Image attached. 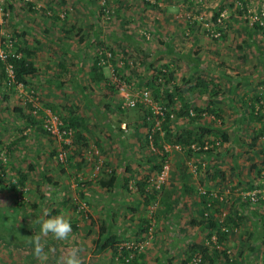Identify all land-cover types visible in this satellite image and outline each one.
Masks as SVG:
<instances>
[{
  "label": "rangeland",
  "instance_id": "rangeland-1",
  "mask_svg": "<svg viewBox=\"0 0 264 264\" xmlns=\"http://www.w3.org/2000/svg\"><path fill=\"white\" fill-rule=\"evenodd\" d=\"M109 6L114 10L110 18L100 0H0V44L10 52L30 50L36 63L27 85L12 86L0 76V156L9 175L18 176V170L34 167L28 173L26 186L15 192L0 189V230L4 229L0 233H5V240L15 241L8 229L17 216L23 224L19 235L27 239L28 247L34 246L29 243V230L36 228L35 234H40V217L49 218L47 212L33 208L41 194L46 197L45 206H58V202L66 200L80 219L90 220L92 208L80 190L89 182H98L104 174L119 171L120 162L123 167L130 165L137 174L129 183L132 190L146 176V188L154 195L170 185L179 158L183 160L181 164H186L185 172L194 176L192 181L198 180L201 186L202 176L214 171L220 190L231 186V195L223 202L225 211L234 206V194H239L248 206L253 203L246 194L264 188V133L255 140L264 130V108L256 103L257 97H264V0H246V4L243 0H123ZM216 12L222 13L224 36L212 35L211 30L219 26L214 25ZM160 30L162 35L157 33ZM20 51L19 56L23 53ZM99 54L103 56L102 80L93 70ZM74 61L75 65L70 64ZM145 90L158 104L169 103L167 93H173V130L186 125L198 130L201 124L212 130L201 138L202 144L208 143V149L191 150L190 156L186 149L167 153L171 167L163 182L159 174L165 163L164 150L157 144L151 147L149 124L146 126L143 119L149 108H131L124 96H138ZM210 99L217 100L213 106L216 114L207 112L196 124L178 114L183 103L204 108ZM51 106L60 117L80 116L84 125L79 130L87 134V142L76 136L64 164L57 158L64 144L27 120L31 112L37 118L54 113ZM133 123L138 124L136 129ZM257 143L263 145L259 147ZM148 158L155 159L157 167L145 164ZM99 161L103 162L100 170ZM192 164L199 165L197 171ZM51 176L67 185L69 192L64 195L61 186H53ZM173 180L176 184L180 179ZM78 186L82 189L77 190ZM235 190L240 191L234 193ZM10 198L16 211L4 202ZM257 204H262L264 210V202ZM158 205L154 200L150 213L155 214ZM227 215H223L221 223ZM152 223L141 236L118 244L131 239L142 241L147 249L157 238L155 220ZM253 223V227L257 224L254 228L261 234L263 244L258 249L253 246V252L257 249L261 256L252 259L251 264H264V218L261 227ZM68 241H59L58 245ZM0 248L5 250L2 243ZM31 250L24 254L31 256ZM5 260L8 264H24L18 256ZM41 260L34 256L27 261L41 264Z\"/></svg>",
  "mask_w": 264,
  "mask_h": 264
},
{
  "label": "crops",
  "instance_id": "crops-1",
  "mask_svg": "<svg viewBox=\"0 0 264 264\" xmlns=\"http://www.w3.org/2000/svg\"><path fill=\"white\" fill-rule=\"evenodd\" d=\"M157 33L162 35L161 30L157 31ZM70 64L75 65V61ZM137 126L138 124L133 123L134 129ZM84 131L82 130L83 135L87 136ZM260 145L263 144L257 143V146L260 147ZM105 157L108 161L111 160L110 157ZM148 160L149 163H144L149 167H157L155 159L148 158ZM128 161H131V159L126 160V162ZM181 162L179 158L174 165L171 177L172 184L170 183V185L164 187L160 192L156 191L159 193L155 195L152 192H146L148 189L145 184L146 176L132 190L129 183H131V180H134V175L137 174H134L130 165L123 167L121 162L117 164V166H121L119 171L116 170L114 172V181H110L109 175L104 174L98 182L87 183V186L83 190H80V192L84 198L89 199L92 208V218L90 220L80 219L74 210L75 207L68 201L66 202V200H63L62 203L58 202V206L57 204L54 206H45L44 201L46 197L44 194H41L40 201L36 205L34 204L33 208H39L41 213L47 212L46 215L49 218L61 214L65 215L70 219L72 224V234H76L72 240L69 238V241L62 245H58L59 241L53 236H47L48 239L45 240V252H48V256L46 258L41 257V264H57V259L61 254L65 253L72 246L82 248L85 264H183L198 249H201L202 252L206 251L208 258L205 259V264H251L252 259H255V257L258 258L259 250L257 249L263 244L260 242L261 234H259L257 228L256 230L254 228L257 224L255 223L253 227V222H258L259 227L262 226L261 224L264 218L262 204L253 203L247 206L239 194H234L236 201L234 206H231V209L227 208L225 211V203L218 202L213 210H209L211 208L207 207L201 191L207 189L216 192V194L220 195L221 200L222 197L225 196V199L231 195V186L227 185L228 188L223 187L220 190V186L216 183L218 175L214 171L202 176L203 186H201L198 180L197 182L192 181L194 176L191 172H189L191 175L185 172L186 164L184 166ZM80 166L78 163L77 168H80ZM21 170L25 169L23 168ZM249 170L252 171V167ZM64 171L62 170L60 172ZM173 178L180 180H175V184ZM249 178L251 180V176ZM51 180L53 186H61L64 195L65 192H69L67 185L64 183L61 184V182L56 181L52 176ZM256 180L254 179V181ZM241 182L243 183V181ZM79 188L81 186H78L77 190ZM237 191L240 190L233 192L236 193ZM154 200H157L159 205L155 214H152L149 208ZM4 202L5 204H9L8 207L10 206L11 209L17 210V206L12 204L11 198ZM221 209L225 211L224 214ZM223 215H227V220L229 219L231 221L232 224L226 223V227L230 228L231 231L225 232L222 229V239L220 238L221 234H218L220 244V248H218L215 244L214 237L217 236L215 234L217 232L216 229ZM16 217L11 223L12 227L8 229L12 232L15 241L12 242L10 240V244L3 243L4 241L2 239L5 233H0V243L3 244V249H5L4 251L0 250V255L4 257L0 259V264L1 262L8 264L5 260L8 256H18L21 263L24 264H28L27 260L29 257L34 258L35 256L37 258L34 252V246L28 247L27 239H23L19 235L22 231L23 224L18 222V217ZM40 218L39 223L42 221V217ZM153 220H155L158 229L156 233L157 238L152 240L153 242H151L142 254H139V256H136L130 262H125L123 257L119 256V241L130 237L141 236L146 232L149 223H152ZM2 230L4 229L0 231ZM36 232V228L30 229L28 239L31 238L32 240L37 236L35 234ZM8 235L7 237H9ZM248 239L251 241L250 243ZM253 246L257 248L254 252ZM29 248L33 250L30 253L31 256L27 257L24 253H27ZM14 250L18 251V253L13 252ZM227 252L231 254L229 255Z\"/></svg>",
  "mask_w": 264,
  "mask_h": 264
},
{
  "label": "trees",
  "instance_id": "trees-1",
  "mask_svg": "<svg viewBox=\"0 0 264 264\" xmlns=\"http://www.w3.org/2000/svg\"><path fill=\"white\" fill-rule=\"evenodd\" d=\"M243 1L246 4V0H243ZM221 14L219 12H216V14L214 16V25L215 26L219 25L217 28L215 27V30L218 31L220 29L219 30L220 36H224L223 32L221 31V29H222V26H220L221 23L218 20L221 17ZM190 21L192 22V20H190ZM257 26L260 27L259 24H257ZM262 29H263V27H262ZM13 46H14V44H13ZM15 47L17 48L16 45H15ZM21 50L23 51V53L21 54V56H19L20 53H17V52L20 50H18V51L14 50L13 52H10V49H6L5 47L3 48L2 44H0V76H1V78L7 79L8 84L12 85V86H17V85H22V84H23V86L27 85L29 83L28 77L30 75L34 74L36 71V63H35V60L33 59V57H34L33 52H31L30 50L27 51V49H21ZM22 51H20V52H22ZM100 58L103 59L102 54L98 55V59L93 66V70L95 71L96 74H98L100 76L99 78L101 79V77H103V73H102V66L100 65V63H101L100 61L102 59L100 60ZM11 65H12V69H13V76H11L10 72H9V67ZM166 67H168V66H166ZM104 80L106 81V78H104ZM168 93H169V91H168ZM168 93H167V97H168L169 103H167V104L162 103V105L166 106V109H167V112H166L167 116L163 122V129H164L163 131L164 132L163 133L161 131L155 132L154 143H155V145L157 144L161 150H163L164 144L165 145L166 144H181V145L186 147V151H187L186 153H189L188 156H190V155H192V152L189 149V145L193 141L194 142L198 141L200 144H202L201 138L202 139L206 138V136L208 134H211L210 131H212V130H210V127L203 126V125L198 130H196L195 128H192V127L190 128V126H188V125H186L182 128H179L177 130H173L170 127L171 126L170 124L172 121V114H173L172 109H171V106H172L171 103L175 102V97H174V95H172L173 93L171 95H170V93L169 94ZM216 103H217V100L210 99L209 105L207 107H204V108H202V107H200V108L199 107H190V105H188L187 103H185V104L183 103L181 108H180L181 112H179L178 114L180 116L186 117L188 122L192 123V121H194L193 123L196 124L198 122V119H201L203 117V115L206 114L207 112L216 114L215 107H213L214 104H216ZM256 103H259V106L261 108H264V97H261V96L257 97ZM192 109H194L195 111ZM51 110L56 115H58V112H57L55 107L51 106ZM253 110L255 111V104L253 106ZM191 112H194V115H192ZM33 114L34 113H32V112L30 114H27V120L30 123L37 126V129L41 130L42 132L46 133L49 136L56 138L51 132H49L48 130L45 129L44 118H37ZM147 114H149L148 111L143 115V117H144L143 119L146 120V122H147V123L145 122L146 126H148V124H149V122L146 119ZM61 118L63 119L65 125L68 128L74 129V132H75L72 145H69L64 141L58 140L59 142L64 144L61 149H66L68 151V154H69V149L74 146V143L76 144V141H75V140H77V139H75L76 136L79 140H84L86 142L88 141V139L86 136L83 135L84 133L79 130L80 127H82V125H84L80 116L76 115V116H72V117H68V118L61 116ZM78 133H79V136H78ZM262 133H264V130H261L260 132H258V134L255 136V140H257L259 138L258 136L261 135ZM223 137H224L225 141L228 140V136L226 134H224ZM148 138H149V135H148ZM146 141H147V135H146ZM86 142H84V143H86ZM79 148H81V147L79 146ZM1 149H2V147H0V150ZM78 151H80V149H78L77 152ZM59 153L60 152H58L57 158H58L59 162L64 164V162L60 161V159H59ZM68 160H69V157H68ZM32 169H34V167L30 166L28 170H18L17 171L18 176H14L12 174L9 175L8 168L5 166V163L0 159V189L8 188L10 192L11 191L12 192L18 191L23 186H26V182L28 180V173ZM8 175L10 176V178H8ZM15 177H17V179ZM7 178L9 179V182H8ZM13 178L16 179V181L13 182V180H12ZM109 178H110V181H114L115 180V173L112 172L111 174H109ZM147 191L149 192L148 189L146 190V192ZM224 197H223V200H220L219 194H218V197H213L212 198L213 206L209 207V208H211L209 210H213L218 202H221V203L224 202ZM261 202H264V200H261ZM252 203H257V202H252ZM213 220L217 222V220H215L214 218H213ZM226 223H228L227 218L224 220V222H222V223L220 222V224L218 223V230L217 231H218V233L221 234L220 235L221 239H222V234H223L222 225L223 224L227 225ZM230 224H232L231 221H230ZM2 240L4 241L3 243H5V244L11 243L9 240H5L4 238ZM202 254H203L204 261H205V259L208 258V256H206V251H204ZM184 263H186V262H184Z\"/></svg>",
  "mask_w": 264,
  "mask_h": 264
},
{
  "label": "built area",
  "instance_id": "built-area-1",
  "mask_svg": "<svg viewBox=\"0 0 264 264\" xmlns=\"http://www.w3.org/2000/svg\"><path fill=\"white\" fill-rule=\"evenodd\" d=\"M123 0H100L101 6L103 7L104 12L107 14V16L110 18L111 13L113 12V9L109 6L111 2H122ZM219 22L222 23V18L220 17ZM213 36H220V31L216 30H211ZM9 72L10 75L13 76V69L12 65L9 67ZM22 86V85H21ZM34 92V91H33ZM124 96L126 97V104L131 107H138L139 105L148 107L149 114H147V121L149 122V139L151 143V147H155L154 143V134L156 131H163V122L166 119L167 116V109L166 106L162 104H158L155 102L150 94L149 91L145 90L141 92L140 95L131 97L129 94H125ZM192 115H194V112H191ZM173 117V114H172ZM44 127L46 130L51 132L58 140L64 141L69 145L73 144V138L75 135L74 129L68 128L63 119L54 113H46L44 116ZM209 148L208 143H203L200 144L198 142H192L189 145V149L194 151V152H201L202 150H206ZM184 149L185 146L181 144H164L163 146V156H164V166L163 170L159 174V181L163 182L165 179H167L169 171H170V159L167 156V153L170 150H175V151H185ZM98 151V150H97ZM99 152V151H98ZM2 153V152H1ZM1 155V154H0ZM69 154L66 149H61L59 153V159L62 162H66L68 160ZM0 159L5 163V160L3 158ZM103 162L99 161L98 164V170L102 167ZM205 164V163H203ZM193 168L197 171L199 165L198 164H192ZM15 181V179H13ZM158 188L160 187V184L157 186ZM23 190V189H22ZM201 194L205 198V203L207 207H212L213 206V197H218V194L216 192H212L207 189H203L201 191ZM251 202H258L260 200H264V188H256L254 190H251L246 194V196ZM223 200V197L221 198ZM222 229L225 232H230L231 229L226 227V225H222ZM215 244L217 247H220L219 244V237L218 235L214 237ZM145 250V244L142 241H136V240H127L125 242H122L119 244V256H122L125 262H130L132 261L137 255L141 254ZM119 259V258H117ZM185 264H204V258L203 254L201 252H193L189 258L187 259Z\"/></svg>",
  "mask_w": 264,
  "mask_h": 264
},
{
  "label": "clouds",
  "instance_id": "clouds-1",
  "mask_svg": "<svg viewBox=\"0 0 264 264\" xmlns=\"http://www.w3.org/2000/svg\"><path fill=\"white\" fill-rule=\"evenodd\" d=\"M112 13H114V10ZM40 223V234L30 240L29 243L34 245V252L37 257H47L48 252H45V243L42 242V239L51 235L58 241H68L72 235L73 227L70 219L63 214L43 219ZM57 264H85L82 248L72 246L65 253L61 254L57 259Z\"/></svg>",
  "mask_w": 264,
  "mask_h": 264
}]
</instances>
